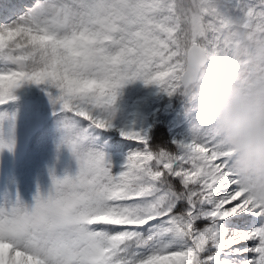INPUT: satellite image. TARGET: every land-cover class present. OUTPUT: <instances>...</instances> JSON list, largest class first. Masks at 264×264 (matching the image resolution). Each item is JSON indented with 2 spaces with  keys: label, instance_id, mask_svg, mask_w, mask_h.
<instances>
[{
  "label": "snow or ice",
  "instance_id": "1",
  "mask_svg": "<svg viewBox=\"0 0 264 264\" xmlns=\"http://www.w3.org/2000/svg\"><path fill=\"white\" fill-rule=\"evenodd\" d=\"M236 21L264 47V0L239 18L221 0H0V104L45 85L78 161L31 207L0 206V264H264V196L194 106L199 122L170 148L121 130L118 172L87 147L127 82L183 96L188 63L230 67Z\"/></svg>",
  "mask_w": 264,
  "mask_h": 264
},
{
  "label": "rangeland",
  "instance_id": "2",
  "mask_svg": "<svg viewBox=\"0 0 264 264\" xmlns=\"http://www.w3.org/2000/svg\"><path fill=\"white\" fill-rule=\"evenodd\" d=\"M258 0H221L222 10L239 18L246 7ZM11 99L0 104V206L20 201L31 207L35 197L47 195L53 177L75 175L78 161L65 142L66 131L59 104L54 103L45 85L24 83L15 89ZM113 127L93 130L87 147L101 151L118 172L125 162L130 141L121 130L148 134L162 116L171 141L185 139L191 127L199 122L200 113H188L185 98L168 96L155 85L145 86L141 80L127 82L119 89L115 102ZM118 135L122 145L109 146L106 138Z\"/></svg>",
  "mask_w": 264,
  "mask_h": 264
},
{
  "label": "clouds",
  "instance_id": "3",
  "mask_svg": "<svg viewBox=\"0 0 264 264\" xmlns=\"http://www.w3.org/2000/svg\"><path fill=\"white\" fill-rule=\"evenodd\" d=\"M235 23L241 40L232 46L231 66L188 63L183 97L211 122L240 185L259 197L264 196V47Z\"/></svg>",
  "mask_w": 264,
  "mask_h": 264
},
{
  "label": "trees",
  "instance_id": "4",
  "mask_svg": "<svg viewBox=\"0 0 264 264\" xmlns=\"http://www.w3.org/2000/svg\"><path fill=\"white\" fill-rule=\"evenodd\" d=\"M148 138L153 147L170 148L173 146L168 128L162 119L152 125L148 132ZM113 139L116 138L113 137Z\"/></svg>",
  "mask_w": 264,
  "mask_h": 264
}]
</instances>
